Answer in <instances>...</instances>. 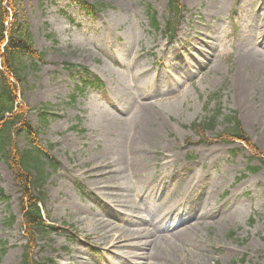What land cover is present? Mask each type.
<instances>
[{
	"label": "rangeland",
	"instance_id": "obj_1",
	"mask_svg": "<svg viewBox=\"0 0 264 264\" xmlns=\"http://www.w3.org/2000/svg\"><path fill=\"white\" fill-rule=\"evenodd\" d=\"M88 1L105 6L91 15L72 0H15L35 48L47 54L22 86L40 147L53 144L60 162L49 170L43 211L48 223L74 226L39 235L34 257L45 264H264V164L240 142H201L192 130L220 106L219 124L206 136L216 138L236 112L264 156V0H182L173 42L150 25L147 11L150 3L164 25L168 0ZM66 63L88 66L84 77L104 89L71 100L77 90ZM0 189V264H20L22 190L1 158ZM179 209L195 216H185V230L168 228Z\"/></svg>",
	"mask_w": 264,
	"mask_h": 264
},
{
	"label": "trees",
	"instance_id": "obj_2",
	"mask_svg": "<svg viewBox=\"0 0 264 264\" xmlns=\"http://www.w3.org/2000/svg\"><path fill=\"white\" fill-rule=\"evenodd\" d=\"M73 1L90 13L105 6L88 0ZM168 7L171 17L166 21L165 33L172 40L178 32V24L184 6L181 0H169ZM16 9L15 0H0V158L10 165L22 190L20 197L21 219L24 234L27 237L22 264H45L34 257L35 250L39 247L38 236L50 235L59 228H66V223L63 226L48 223L42 209V205L46 201L43 188L50 175L49 170L56 171L60 162L51 154V149L54 148L53 144L48 145L47 149L40 147L39 130L34 128L27 119L30 107L20 101V98L24 99L22 86L26 83L28 73L38 69L40 63H45L47 54L35 48L34 34L31 32L30 24L26 19L19 18ZM151 20L154 27L159 28L156 14H151ZM47 36L52 37L53 34L48 33ZM57 42L55 40V43ZM67 68L72 70L76 68V65L67 63ZM82 81L84 87L95 84L88 78H84ZM83 86L77 85L76 90L83 92L85 89ZM77 94L78 92L74 94V98L78 97ZM49 109V106L40 109L41 119L45 123L51 115ZM217 109L204 121L192 124L193 130L201 137L202 141L207 138L206 130H216L219 124L222 114L221 107L219 106ZM225 121L229 125L212 140L221 142L241 140L264 162L257 146L244 130L237 113L234 112V114L226 116ZM21 142L26 143L21 146ZM0 193L2 194V189H0ZM10 217L14 223L16 216L11 215ZM69 226L74 228L73 225Z\"/></svg>",
	"mask_w": 264,
	"mask_h": 264
},
{
	"label": "bare ground",
	"instance_id": "obj_3",
	"mask_svg": "<svg viewBox=\"0 0 264 264\" xmlns=\"http://www.w3.org/2000/svg\"><path fill=\"white\" fill-rule=\"evenodd\" d=\"M241 80L246 84V85H250V86H255V83H253V82H249V78H250V76L248 75V74H243L242 72H241ZM241 80H240V82H241ZM240 82H239V86H240ZM247 91L248 89H244L243 87H242V91ZM143 146H146V145H144V143H143ZM129 147H131V148H133L134 149V151H137V152H139V147H138V143L137 142H132L130 145H129ZM187 214H189V215H191V216H195V213L193 212V211H187V210H181V209H179L178 210V213H177V215H176V217H175V219H173V218H171V217H168V219H167V224H168V228H180V227H182V229L183 230H185V229H187L188 228V226H187V224H185L186 223V215ZM197 218H199V219H202V216L201 217H197ZM140 231H144L145 229H144V227H139L138 228ZM175 235H177L178 237H183V232L181 231V230H176L175 231Z\"/></svg>",
	"mask_w": 264,
	"mask_h": 264
}]
</instances>
